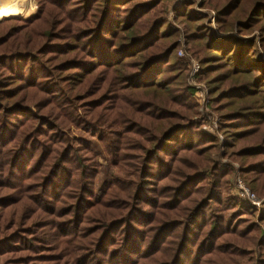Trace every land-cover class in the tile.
Segmentation results:
<instances>
[{
    "label": "trees",
    "instance_id": "trees-1",
    "mask_svg": "<svg viewBox=\"0 0 264 264\" xmlns=\"http://www.w3.org/2000/svg\"><path fill=\"white\" fill-rule=\"evenodd\" d=\"M36 1L0 17V264H264L173 0ZM193 6L170 13L224 156L264 194V0H200L220 37ZM90 136L119 172L101 186Z\"/></svg>",
    "mask_w": 264,
    "mask_h": 264
},
{
    "label": "rangeland",
    "instance_id": "rangeland-1",
    "mask_svg": "<svg viewBox=\"0 0 264 264\" xmlns=\"http://www.w3.org/2000/svg\"><path fill=\"white\" fill-rule=\"evenodd\" d=\"M182 2H189L193 3L194 6V12L196 13L197 16L199 17H206L207 19L204 21V24L208 26V28L212 31L215 37H220L221 34L218 31L216 21H215V13L214 11L211 10H206V9H200V0H173L171 3L168 4L167 8L168 11H172L174 8H176L178 5H180ZM35 4V10L32 9V5ZM16 11L17 16H12L16 18H23L27 19L32 16H34L37 12V1L36 0H22L20 3H14L10 6V9ZM169 14V21L170 23H173V25L180 31L178 42H179V47L177 49V57L179 59L184 60V62H187V68L189 72V66L191 64V61L198 62L199 61L192 55V53L187 49L184 35H183V25L179 24L178 22H174L172 18V14ZM6 15V14H5ZM4 16V15H3ZM253 35H258L257 33H253L249 37H252ZM182 51L183 55L180 56L178 55V52ZM200 64V63H199ZM188 72L186 75V84L189 86V88L193 92V97L195 100V103L197 105V112H198V120L201 124V129L202 131L210 136L216 137L218 140V143L220 145V149L218 151V154L213 156V160H215L216 164L219 165L220 168L227 167L228 165L231 167V175L229 176L228 184L224 190L227 194H231L234 198H236L239 201L244 202L245 204L251 206L257 213H264V194H258L254 190H252L249 185L247 184L246 181L242 178V174L240 172V165L237 161L230 160L226 156H224V151L222 148V143L224 141L223 136L219 133V118L216 113L212 112L210 109V94H209V88L206 85V83L198 76L196 77L197 82H200L202 85L207 90V97L205 100V103H199L198 100L195 98V90L189 85L188 83ZM92 140V151L95 157V162L96 165L98 166V174L96 176V185L101 186L104 181H110L113 176L118 175V170L114 167H109L106 159L103 157L101 154L100 148L97 145L96 139L92 136H90ZM241 181L244 186L255 195V201L249 202L247 200L240 199L238 197V189H237V182ZM245 217V216H244ZM243 218V217H242ZM254 221L257 224V230L253 232L252 236V243L249 246V249L251 252L254 250V243L257 241L258 238H260L263 235L264 232V224L262 225L257 219H254ZM251 255V254H250ZM250 255H246L243 257V262L248 263V257ZM254 261V260H253ZM253 264H256L253 262ZM251 263V264H252Z\"/></svg>",
    "mask_w": 264,
    "mask_h": 264
},
{
    "label": "built area",
    "instance_id": "built-area-1",
    "mask_svg": "<svg viewBox=\"0 0 264 264\" xmlns=\"http://www.w3.org/2000/svg\"><path fill=\"white\" fill-rule=\"evenodd\" d=\"M178 55L182 56V51L178 52ZM200 72V64L195 61H191V64L189 66V72H188V83L189 85L195 90V98L200 103H205L206 97H207V90L200 82H197L196 77L198 76ZM200 103V104H201ZM202 105V104H201ZM237 189H238V197L243 200H247L249 202L255 201V195L250 192L244 184L239 180L237 182Z\"/></svg>",
    "mask_w": 264,
    "mask_h": 264
},
{
    "label": "clouds",
    "instance_id": "clouds-1",
    "mask_svg": "<svg viewBox=\"0 0 264 264\" xmlns=\"http://www.w3.org/2000/svg\"><path fill=\"white\" fill-rule=\"evenodd\" d=\"M22 0H0V17L7 14L10 10V6L14 3H20ZM36 5H32V9L35 10Z\"/></svg>",
    "mask_w": 264,
    "mask_h": 264
}]
</instances>
